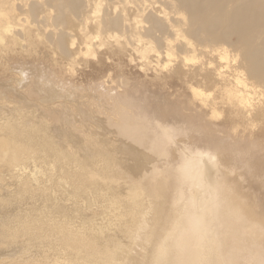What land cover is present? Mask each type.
I'll list each match as a JSON object with an SVG mask.
<instances>
[{
  "label": "rangeland",
  "instance_id": "rangeland-1",
  "mask_svg": "<svg viewBox=\"0 0 264 264\" xmlns=\"http://www.w3.org/2000/svg\"><path fill=\"white\" fill-rule=\"evenodd\" d=\"M128 1L0 0V264H152L179 190L171 181L164 204L160 181L175 179L180 155L195 147L222 163L212 203L224 198L226 218L216 234L238 230L229 253L238 264L262 259L264 97L252 93L244 108L234 96V72L264 91L248 47L230 28L225 41L191 36L173 12L145 37L146 16H127ZM119 15L121 24L103 25ZM223 49L229 68L220 75L214 51ZM156 119L172 126V146ZM12 136L14 148L5 144ZM66 161L78 166L64 169Z\"/></svg>",
  "mask_w": 264,
  "mask_h": 264
},
{
  "label": "bare ground",
  "instance_id": "bare-ground-1",
  "mask_svg": "<svg viewBox=\"0 0 264 264\" xmlns=\"http://www.w3.org/2000/svg\"><path fill=\"white\" fill-rule=\"evenodd\" d=\"M121 1L126 2L127 0ZM128 2L132 4L133 9L129 10V12L127 11V16L131 14V11L146 16L144 20L146 22L143 21L145 24L144 26L142 25L144 30L143 35L145 37H150L155 28H164L167 20L163 17V14L171 12L174 13L175 17L186 16L190 25L188 27L191 28V36H197L199 32L205 31L209 35L213 34L215 40L225 41L231 34L223 32L224 29H232L233 32L240 37L242 43L248 47L246 56L251 63V68L257 71L264 80V60L260 52L254 47V42L260 32L259 28L264 25V0H235L234 2L233 0H132ZM235 3L236 5H234ZM98 8L100 9V5ZM98 8H96V10ZM116 9L117 6H115V10ZM162 12L164 13L162 14ZM2 15L3 13L0 12V16ZM174 21L179 20L174 19ZM102 22L104 26L119 25L122 23L121 15L111 19L105 18ZM145 25H148V27ZM9 28L8 26L7 29ZM252 29L253 32H256L255 36L248 33V31ZM178 35L181 34H174V36ZM171 42H180V47L184 46V43H182L178 37L172 38ZM148 49L149 48H146L145 52H147ZM214 52L218 54L221 63L225 65L223 69L218 72L222 75L225 73V69L229 68L227 50L223 49L222 51ZM233 77L238 88L236 91L237 94L234 95L238 105L244 108L252 107L253 103L250 100V95L252 93L255 94L258 92L261 97H264V91H256L257 89L255 90V87L242 78L240 72H234ZM193 92L195 96L202 95L201 92L196 89H194ZM203 103L210 106L206 100H203ZM250 115L249 116L253 120L258 116V111L253 110V112H250ZM156 121L158 129L165 131V134L168 135L166 145L170 146V143L175 141L174 132H172L171 128L172 126L164 125L157 119ZM145 122L147 123L148 120H145ZM6 139L8 140L5 144L10 148L19 145L17 144L19 140L15 136ZM187 150L188 153H186L184 157H182V154L180 155L179 164L174 168L175 179L172 178V176L171 179H169V177L166 179L161 174L163 178L160 181L159 190L162 194L164 204L169 201V194L172 192L170 184L172 182L179 183V190L175 193L177 199L172 206L167 212L163 211L162 213L166 215L165 221L168 224H164V226L159 229V234L164 236V238L158 239V242L154 246V260L152 264H189V261L194 258L190 253L179 250L170 239L176 223L193 211V201L197 206L199 214L203 215L205 219L211 223L215 233L213 243L196 258L201 260L202 264H238L237 260L234 261L233 256L229 254L234 252L235 244L232 243V239L234 241L238 239V230H234L231 234H220V236L216 234L217 225H220L221 228V218H226L225 211L221 210L223 207L221 200L224 198L220 195L218 204L214 205V203H212L213 196L215 193L217 194L218 191L213 181L215 180V174L219 165L222 164L220 162V156L217 151H213L210 147H195L188 148ZM16 160L17 158L13 156L9 162L14 163ZM54 165L55 163L53 162V166ZM75 166H78V164L66 161L64 169L67 167L71 169ZM64 169H62V171H64ZM153 176H158L157 171L154 170ZM136 214L137 212L134 210L130 212L131 217ZM262 221L264 222V220ZM154 228L155 226L151 230ZM106 229L110 228L102 226H98L97 228L100 232H104ZM250 230L258 234L255 226L251 225ZM249 239L253 241L252 238ZM243 261L245 262V259H243Z\"/></svg>",
  "mask_w": 264,
  "mask_h": 264
},
{
  "label": "clouds",
  "instance_id": "clouds-1",
  "mask_svg": "<svg viewBox=\"0 0 264 264\" xmlns=\"http://www.w3.org/2000/svg\"><path fill=\"white\" fill-rule=\"evenodd\" d=\"M192 209L191 214L176 223L170 239L179 250L188 252L194 257L189 264H202V261L196 257L213 243L215 233L211 223L197 211L194 201Z\"/></svg>",
  "mask_w": 264,
  "mask_h": 264
},
{
  "label": "water",
  "instance_id": "water-1",
  "mask_svg": "<svg viewBox=\"0 0 264 264\" xmlns=\"http://www.w3.org/2000/svg\"><path fill=\"white\" fill-rule=\"evenodd\" d=\"M215 152H216V151H215ZM219 254L221 255L220 252H219ZM260 262H262V264H264V253H263V255H262V259H258V260L254 259V261L251 262L250 264H253V263H258V264H260ZM241 263L243 264V263H245V262L243 261V262H241ZM246 264H247V262H246Z\"/></svg>",
  "mask_w": 264,
  "mask_h": 264
}]
</instances>
